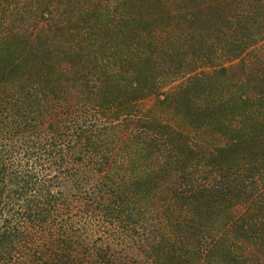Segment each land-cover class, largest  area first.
Returning <instances> with one entry per match:
<instances>
[{
  "label": "trees",
  "instance_id": "1",
  "mask_svg": "<svg viewBox=\"0 0 264 264\" xmlns=\"http://www.w3.org/2000/svg\"><path fill=\"white\" fill-rule=\"evenodd\" d=\"M83 1L0 0V264H264V87L182 76L185 0Z\"/></svg>",
  "mask_w": 264,
  "mask_h": 264
},
{
  "label": "rangeland",
  "instance_id": "2",
  "mask_svg": "<svg viewBox=\"0 0 264 264\" xmlns=\"http://www.w3.org/2000/svg\"><path fill=\"white\" fill-rule=\"evenodd\" d=\"M106 0H103L105 5ZM80 0V3H83ZM77 1L73 2V5ZM77 9V8H76ZM183 10L185 21L183 27L186 32L185 51L191 54L198 49L201 56L193 61L190 55L182 60L183 74L186 78L194 73L218 72L213 85L239 89L245 84L250 90L264 87V80L255 81L258 72L264 71V0H185ZM197 14L194 29L192 25L193 13ZM195 31V32H193ZM224 69H229L223 73ZM177 77V76H176ZM243 83H242V80ZM182 80L177 77L169 83L162 84L160 93L170 92ZM158 96L151 97L139 103L142 114L154 109ZM163 119L168 120L164 114ZM191 137L196 138L195 133ZM90 241L104 238V234L89 233ZM107 239L99 242L100 250L104 253L114 251L121 257L136 258L137 252L123 245H108ZM111 250H108L107 247Z\"/></svg>",
  "mask_w": 264,
  "mask_h": 264
}]
</instances>
